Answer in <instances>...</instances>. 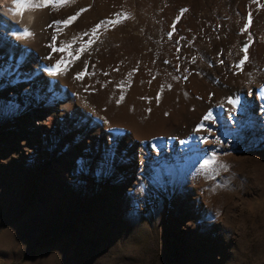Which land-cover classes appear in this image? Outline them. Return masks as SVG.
I'll use <instances>...</instances> for the list:
<instances>
[{"label": "rangeland", "instance_id": "374dc122", "mask_svg": "<svg viewBox=\"0 0 264 264\" xmlns=\"http://www.w3.org/2000/svg\"><path fill=\"white\" fill-rule=\"evenodd\" d=\"M81 9L0 34V264H264V143L238 134L264 91V0H71L50 24ZM213 154L226 171L200 169Z\"/></svg>", "mask_w": 264, "mask_h": 264}, {"label": "bare ground", "instance_id": "6f19581e", "mask_svg": "<svg viewBox=\"0 0 264 264\" xmlns=\"http://www.w3.org/2000/svg\"><path fill=\"white\" fill-rule=\"evenodd\" d=\"M35 2L39 3L42 2V0H35ZM14 7L15 5L13 4V0H0V34H2L4 37H18L22 35L21 30L23 28H27L33 33L42 32L47 29L48 24L52 22L55 15V8L51 6L40 9L38 8L25 10L23 11L22 15H13V13L9 9ZM254 92H256V96L259 101H261V103L258 105L257 103H252V101H250L249 104L244 107L246 118L244 124H242L243 128L238 132L242 141L246 142V139H249V141H247V144L249 146L253 144L261 145L262 143H264V91H262V89L254 88L252 91H250V97H252V94ZM38 102H40L39 99L37 101H34L35 104L31 103L32 105L29 106L31 108L29 110L30 119L33 114L32 112L41 114L43 113V116L45 114V112L38 109ZM26 123L27 124H25V126L28 127L30 120ZM173 135L174 134L169 133L165 134V136H168L169 138L168 142L170 141V136ZM70 139L71 137L67 138L69 143L71 141ZM165 142L166 141L164 140V143ZM170 144L171 143L169 142V145ZM65 145L66 144L62 142L59 143V152H62V154L58 155L57 153L56 155L60 158V161L62 160V157H64V154H66L64 151L65 149H67ZM182 148H180V152L183 151ZM77 150L79 151V153L83 154V148L81 146H77ZM177 153L175 152V155H177ZM173 154L174 153L172 152V147L170 145L168 158L171 161H176L177 156H174ZM118 166L119 170L122 171H127V169L129 168L126 162H120L118 163Z\"/></svg>", "mask_w": 264, "mask_h": 264}, {"label": "snow or ice", "instance_id": "6c2138e0", "mask_svg": "<svg viewBox=\"0 0 264 264\" xmlns=\"http://www.w3.org/2000/svg\"><path fill=\"white\" fill-rule=\"evenodd\" d=\"M71 2V0H42V2H35V0H13V4L15 5L14 8L9 9L13 15H17L20 14L22 15L23 11L25 10H29V9H38V8H44V7H53V8H58L61 6H64L66 4H69ZM83 11H87V9H81L80 11H78L75 15L69 16L67 19H64L62 21L57 20V21H53V24L48 25V27H53V25H56L55 31L59 32L61 31V26L63 27H68L70 24H72L81 14V12ZM186 11V10H183ZM114 16L116 17L115 20H105V21H101L99 24L95 25L94 28H92L91 34L92 36H95V34L97 33L98 29H100L102 26L105 25H114L118 22H120L121 17L123 18H127V15L124 13H115ZM252 23V14L249 13L248 14V18H247V23L244 25V27L242 28V32H246L248 31V28L251 26ZM174 25H173V29H174ZM21 34L24 37H31L32 35H34V33L32 31H30L27 28H23L21 30ZM83 36H88L89 33H83ZM171 36V33L169 34ZM249 37L251 39V33H249ZM57 36L54 34L51 37V41L52 43L49 44V47L51 48L52 52H66L68 51V49L71 48V44H65V45H61V46H56V42H57ZM73 40H75V37L73 38ZM87 44H91L94 43V40L91 39V37L89 38V40L86 42ZM250 47V44H245L244 47L241 49V51L244 53L243 58L239 61V63L236 65L237 68H241L242 66L245 64V62L248 61L249 57H248V49ZM84 49L80 48L77 50V55L73 57V59H78L79 58V53L82 52ZM69 55H71V52H69ZM222 62V61H221ZM62 65L64 66L62 68ZM66 69V63L63 59L59 60L57 62V64L55 65L54 69H50V71H56V72H60L62 70ZM87 71V62H85V72H81L79 74H77L76 79H82L83 76L85 75ZM121 99H123V97L121 96ZM229 103L236 105L239 104V98L237 97L235 100H229ZM150 111V109L148 110ZM167 115V113H166ZM215 117L213 115V113L211 111H209L203 118H202V122L200 125H198L196 131H201V130H207L210 131L209 128H207V126L204 124V121H210V122H215ZM207 138H203L202 142H206ZM213 165H218L219 169H223V170H227V165L220 163L217 161V158L215 156V154H213L210 158L204 159L203 162L200 164V169L205 172V173H210L211 171H213L212 166Z\"/></svg>", "mask_w": 264, "mask_h": 264}]
</instances>
